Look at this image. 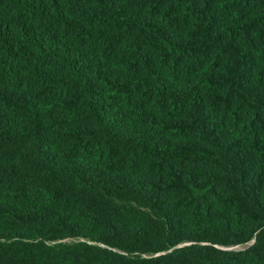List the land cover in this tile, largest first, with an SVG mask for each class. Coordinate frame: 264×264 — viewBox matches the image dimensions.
I'll return each instance as SVG.
<instances>
[{"label":"trees","instance_id":"16d2710c","mask_svg":"<svg viewBox=\"0 0 264 264\" xmlns=\"http://www.w3.org/2000/svg\"><path fill=\"white\" fill-rule=\"evenodd\" d=\"M0 264H264V0H0Z\"/></svg>","mask_w":264,"mask_h":264},{"label":"rangeland","instance_id":"374dc122","mask_svg":"<svg viewBox=\"0 0 264 264\" xmlns=\"http://www.w3.org/2000/svg\"><path fill=\"white\" fill-rule=\"evenodd\" d=\"M240 248V247H239Z\"/></svg>","mask_w":264,"mask_h":264}]
</instances>
